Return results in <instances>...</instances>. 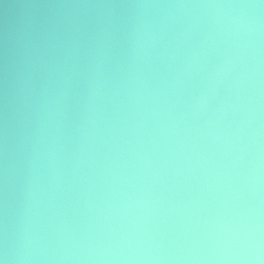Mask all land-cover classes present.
Wrapping results in <instances>:
<instances>
[{"label": "water", "instance_id": "obj_1", "mask_svg": "<svg viewBox=\"0 0 264 264\" xmlns=\"http://www.w3.org/2000/svg\"><path fill=\"white\" fill-rule=\"evenodd\" d=\"M104 2L131 0H0V146L5 61L11 71L17 56L18 36L25 29L35 36L46 23H61L65 28L69 22H85L91 33L97 19L111 16L119 23L115 63L126 69L130 63L129 22L135 17L144 15L162 22L166 40L187 29L188 39L181 48L183 54L205 34L214 31L217 27L214 18L223 19L225 15L220 10L204 8L138 10L69 6ZM244 13L250 14L248 10ZM259 16L258 77L255 53L246 49L231 74L220 84L218 96L202 113L193 115L188 106L194 91L178 90L180 104L172 106L170 113L162 110L170 107L163 99H176L172 89L159 102L145 103L139 108L130 105L128 94L122 92L115 105L108 102L104 106L93 142L84 140L87 133L82 134L80 127L82 113L79 104L73 103L63 132L64 164L60 183L49 193L44 208V223L50 231L64 230L76 237L79 248L88 236L97 237L109 228L134 224L154 235L165 252L178 253L206 248L207 244L197 241L196 237L209 230L210 224L221 215L253 213L258 207L264 221V10ZM160 50L157 47L153 53L155 62L147 78L150 88L161 86L160 77L169 67L173 74L179 68V58L170 66L167 60L161 61ZM223 59L222 47L220 52L211 55L210 63L215 65ZM221 102L223 111H220ZM82 141L85 154L81 157ZM9 145H15V129L11 126ZM78 159L82 160L79 165ZM11 161L15 169L10 173L8 203L9 223L14 225L24 180L20 154L17 152ZM117 161L119 176L127 177L134 185L123 190L138 194L128 208L120 202L119 195H109L110 189L117 188L114 174H110L112 164ZM119 183L123 184V180Z\"/></svg>", "mask_w": 264, "mask_h": 264}, {"label": "clouds", "instance_id": "obj_2", "mask_svg": "<svg viewBox=\"0 0 264 264\" xmlns=\"http://www.w3.org/2000/svg\"><path fill=\"white\" fill-rule=\"evenodd\" d=\"M63 6V5H61ZM103 9L129 8H204L225 12L214 18L217 27L204 35L190 50L181 53L188 30L168 38L162 22L140 15L130 21L129 60L126 69L115 63L119 23L109 16L95 22L89 33L85 22L46 23L35 36L25 29L18 36V51L11 71L4 68V119L0 146V264H264V221L257 207L253 213H235L210 224V229L196 240L206 248L165 252L156 237L142 227L118 226L100 236H88L77 248V238L64 230L55 233L44 223L46 198L60 183L63 160V132L74 102L82 113L80 125L84 140L92 139L104 112L122 92L130 105L159 102L172 89L174 101L163 99L171 107L180 104L178 90L194 91L189 99L192 114L202 113L219 94V86L231 74L241 54L251 49L255 55V75H259V13L264 0H218L210 3H158L156 0H131L127 3L69 5ZM227 10V11H225ZM248 10L249 15H245ZM159 47V59L169 66L179 58V68H171L160 77L161 86L150 88L153 53ZM223 47L224 59L210 63L213 53ZM171 77V78H170ZM79 89V92H78ZM79 100L76 101V97ZM156 112L157 109H152ZM220 111H223L221 102ZM140 113L138 112L137 115ZM183 118V117H182ZM15 129V145H9V128ZM219 137V133L216 134ZM22 157L23 187L20 210L14 225L9 223L10 173L15 165L11 157ZM85 154L83 141L79 150ZM82 160H77V165ZM119 162L111 173L117 182L115 191L125 208L135 202L137 193L123 188L134 187L127 177H120ZM258 168V165H257ZM123 180V184L119 180ZM259 172L257 171V186ZM148 195H151L150 193ZM143 202V201H142ZM80 239H84L81 237Z\"/></svg>", "mask_w": 264, "mask_h": 264}]
</instances>
